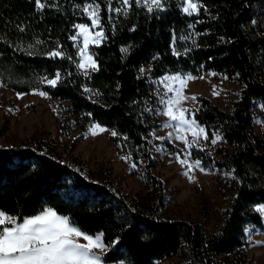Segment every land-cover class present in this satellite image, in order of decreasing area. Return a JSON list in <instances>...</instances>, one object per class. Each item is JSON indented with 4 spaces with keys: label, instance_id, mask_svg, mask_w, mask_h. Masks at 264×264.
Returning <instances> with one entry per match:
<instances>
[{
    "label": "trees",
    "instance_id": "1",
    "mask_svg": "<svg viewBox=\"0 0 264 264\" xmlns=\"http://www.w3.org/2000/svg\"><path fill=\"white\" fill-rule=\"evenodd\" d=\"M115 1L112 8L117 6ZM56 2L60 11L45 8L37 13L35 0H0V35L4 38L0 41L1 85L22 94L33 89L45 91L51 99L63 101L64 134L93 123L117 131L112 142L131 153L132 162H144V175L158 192L155 198L127 201L111 184L96 181L83 166L55 153L51 144L37 141L22 148L0 147V210L22 218L53 208L69 216L87 234L103 232L106 245L119 236L118 244L110 246L104 255L105 263L162 264L184 248L186 260L167 264H252L246 256L245 228L250 224L263 227L261 214L250 210V205L264 204V138L254 131L252 111L255 101L264 104V0H201L211 16L202 8L191 17L179 10L178 0H169L165 11L157 13H147L133 3L127 17L111 13L114 31L108 22L107 4L96 0L107 40L92 47L100 70L92 73L90 80L77 73L69 60L46 54L59 40L60 47L77 60L76 48L67 37L75 34L74 23L91 25L74 7H82L85 0ZM197 19L202 22L196 23ZM252 19L258 23L252 25ZM188 24H194L196 32L207 34L196 37L199 47L187 55L174 56L172 33L179 36L193 31ZM18 25L24 26L23 33ZM133 26L136 30L130 31ZM222 36L231 42H220ZM36 39L45 42L36 49L40 55L13 50L17 42L26 47ZM129 45L134 47L122 53L121 48ZM185 47H191V41L179 40L178 50L183 52ZM154 55H158L155 61ZM57 69L73 75L56 88L38 85L37 77L51 78ZM206 70L222 72L240 85L230 109L199 97V111L195 113L208 139L219 131L223 142L215 148L221 159L198 147L190 149L192 157L199 158L204 166L230 173L235 170L230 180L234 195L213 234L185 220L165 217L163 183L152 174L156 162L151 139L157 112L146 110L161 107L156 95L161 87L153 85L151 78ZM82 85L95 90L85 94ZM164 144L181 153L176 146Z\"/></svg>",
    "mask_w": 264,
    "mask_h": 264
},
{
    "label": "rangeland",
    "instance_id": "2",
    "mask_svg": "<svg viewBox=\"0 0 264 264\" xmlns=\"http://www.w3.org/2000/svg\"><path fill=\"white\" fill-rule=\"evenodd\" d=\"M115 3L118 7L117 0ZM97 30L99 29H94V31ZM93 46H89L90 52L93 51ZM78 59L77 57V62ZM211 73L217 75H211ZM191 74L196 79L187 81L183 89V94L186 96L207 97L224 109H230L232 102L239 96L240 85L237 80L227 77L222 72L206 70ZM164 75L151 78V83L163 88V84L153 83V81H158ZM214 88L220 93L219 95H213ZM89 89H92V86ZM39 92L38 90H35V93L30 91L18 97L16 92L4 88L0 83V147L22 148L37 141H45L51 144L55 153L65 161L83 166L96 181L111 184L118 193L126 196L127 201L156 197L158 192L156 186L144 175V162L141 160L135 162L137 167L131 168L130 162L122 159L128 154L112 142V130L102 126L107 131L100 132L97 129V134L92 135L88 126L85 129H74L70 134H64L61 130L64 123L62 108L65 103L58 99H51L48 95L41 96ZM198 105L199 99L195 103L191 100L182 102V107L192 110ZM252 111L254 131L259 137L264 138V104L255 101ZM168 121L169 117L162 113L156 114L157 127L153 131L156 136L166 137L168 133L173 132L172 127L164 126ZM187 138L191 140L190 133L187 134ZM212 139H214L213 134L208 140L202 141V144L206 145L204 149H207L211 156L221 159L216 154L215 148L222 145L223 141L220 140L213 145ZM164 142L152 135L151 149L156 162L152 174L163 183L165 217L198 225L209 234L217 232L226 216L229 201L234 195V189L230 186L232 175H226L225 173L230 172L212 165L204 166L203 164L204 171L193 168L189 172L185 165L179 163L176 158L177 152L171 151ZM167 143L181 150L180 159H183L186 153H191L182 141L171 139ZM157 147L163 150L157 151ZM195 160L200 159L192 155L188 156L189 164ZM189 175L194 176L195 179H190ZM260 204L263 203L250 205V210L255 211ZM260 214L262 228L253 224L245 228V240L248 242L246 256L253 260L252 264H264V213ZM81 242L85 241L81 239ZM186 255L187 251L183 248L177 255L162 264L184 261Z\"/></svg>",
    "mask_w": 264,
    "mask_h": 264
},
{
    "label": "snow or ice",
    "instance_id": "3",
    "mask_svg": "<svg viewBox=\"0 0 264 264\" xmlns=\"http://www.w3.org/2000/svg\"><path fill=\"white\" fill-rule=\"evenodd\" d=\"M104 2L108 6L107 11L110 13L108 22L111 24L113 31L116 25L112 23L113 17L111 13L122 14L127 17L133 3L138 8L146 9L147 13L164 12L166 5L169 4V0H117L119 6L112 8L113 0H104ZM74 7L81 10L82 18H86L91 22V27L88 23H74L72 28L75 30V34L67 37L76 48L75 55L79 58L78 62L63 47H60L59 40L55 41L57 47L46 54L52 59L59 57L62 60H69L71 64L75 65L77 73L90 80L92 73H96L100 69L97 63L98 58L94 51L90 52L89 46H99L107 40L105 25L101 20V6L96 0H92L91 3L85 0L82 7L79 4H75ZM45 8H55L57 11L61 10L56 0H53L52 3H49L48 0H35V11L37 13H42ZM178 8L188 17L193 16V14L198 15L202 8L205 13L211 16L209 9L203 5L201 0H178ZM212 18L214 19L215 17ZM201 22L199 19L196 20V23ZM257 23L256 19L251 20L252 25H256ZM17 28L21 33L25 31L22 25H18ZM187 28L193 31L179 36L174 31L172 33L171 50L174 56L187 55L193 48L199 47L196 37L207 34L196 32L194 24H188ZM94 29L99 30L94 31ZM135 30V26L130 29V31ZM3 39V36L0 35V41ZM179 40H190L191 47H185L183 52L179 51L177 48ZM219 40L222 43L231 42L230 40H225L223 36ZM44 43V41L36 39L34 43L28 44L26 47L19 42L12 45V47L14 51H24L30 56L40 55L41 53H38L36 49ZM133 47L134 45L123 47L121 48V52L127 54L130 48ZM156 59H158V55L152 57L153 61ZM201 68H203V65H201ZM139 72L143 76L145 72L144 68L141 67ZM72 75L73 73L71 72H62L57 69L51 78L47 76L37 77V82L38 85L46 83L49 88H56L65 82L66 77ZM211 75L217 74L211 73ZM236 76L238 78L239 73ZM199 78L203 79V77ZM192 79H196V77L192 76L191 73H175L172 75L165 74L158 81H153V83L163 84V88L156 90V95L159 97L158 105L162 107L146 110L156 111L169 117L168 123L164 126L173 128V132L168 133L166 137L156 136L155 132H153L152 135L156 139L165 142L175 139L182 141L188 149L198 147L203 150L206 145H203L202 141L208 140V134L205 128L199 125L195 119V113L199 109L197 108L194 111L182 107V102L191 100L195 103L198 99L195 95L189 97L183 94L187 81ZM82 88L85 94H92L94 92L93 89H89L86 86L82 85ZM117 88H119V84H117ZM245 88H247V85H245ZM33 92L35 93V89H33ZM95 94L99 95V93ZM219 94L214 88L213 95ZM22 95V93H17L18 97H22ZM39 95L46 96L47 92L40 91ZM88 115L91 114L89 113ZM89 128L92 135L97 134V129L100 132L107 131L99 123L90 124ZM189 133L191 140L187 138V134ZM111 135L116 137L118 136V132L112 130ZM213 136L214 139L211 140L213 145L223 139L219 131L214 132ZM124 139L127 140L128 137H124ZM156 150L162 151L163 149L157 147ZM189 155H191L190 152L186 153L183 159H180L178 151L176 158L181 165H185L189 169V172L193 168H199L200 171H204L205 169L200 160H195L192 164L188 163ZM122 159L129 161L131 168L135 169L137 167L135 162H131V153L126 157H122ZM189 172H186V174H189ZM234 172L235 170H232L231 173L225 174L232 175ZM189 178L195 179L192 175H189ZM255 211L257 213H264V204L258 205ZM81 239L85 242L82 243ZM143 239L146 240L147 237H143ZM119 240L120 237L117 236L111 241L110 245H106L104 243L103 232L87 234L79 226H76L69 216L60 215L53 208H46L36 215L22 218L0 210V264H105L104 255L109 251L110 246L117 245Z\"/></svg>",
    "mask_w": 264,
    "mask_h": 264
}]
</instances>
